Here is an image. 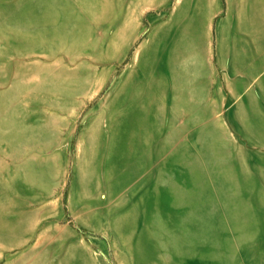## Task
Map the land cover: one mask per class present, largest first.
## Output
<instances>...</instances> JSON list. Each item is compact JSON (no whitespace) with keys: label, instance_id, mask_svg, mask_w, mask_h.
Instances as JSON below:
<instances>
[{"label":"rangeland","instance_id":"1","mask_svg":"<svg viewBox=\"0 0 264 264\" xmlns=\"http://www.w3.org/2000/svg\"><path fill=\"white\" fill-rule=\"evenodd\" d=\"M240 24L264 42V0H0V264H264V81L125 100Z\"/></svg>","mask_w":264,"mask_h":264},{"label":"crops","instance_id":"2","mask_svg":"<svg viewBox=\"0 0 264 264\" xmlns=\"http://www.w3.org/2000/svg\"><path fill=\"white\" fill-rule=\"evenodd\" d=\"M255 32L254 25H232L227 31L218 28L217 64L193 53L167 62L156 59L150 77L136 76L135 89L129 99L126 97V104L136 112L150 111L154 106L186 114L222 111L225 99L241 97L254 82L264 81V42L256 40ZM218 69L222 77L216 75Z\"/></svg>","mask_w":264,"mask_h":264},{"label":"bare ground","instance_id":"3","mask_svg":"<svg viewBox=\"0 0 264 264\" xmlns=\"http://www.w3.org/2000/svg\"><path fill=\"white\" fill-rule=\"evenodd\" d=\"M183 56V55H182ZM154 59V58H153ZM173 61H175V60H173ZM150 67V66H149ZM153 69V68H152ZM151 70V69H150ZM149 70V71H150ZM155 71H157V70H155ZM162 74V73H161ZM158 75V74H157ZM136 78V77H135ZM151 84V83H150ZM156 85V84H155ZM152 91V90H151ZM152 95H154L153 93H152ZM148 96H149V94H148ZM146 118V117H145ZM144 121V120H143ZM144 123V122H143ZM141 125V124H140ZM143 126V125H142Z\"/></svg>","mask_w":264,"mask_h":264}]
</instances>
